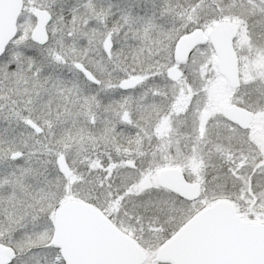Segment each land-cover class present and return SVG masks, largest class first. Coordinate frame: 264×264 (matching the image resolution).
I'll return each mask as SVG.
<instances>
[{"label":"rangeland","instance_id":"rangeland-1","mask_svg":"<svg viewBox=\"0 0 264 264\" xmlns=\"http://www.w3.org/2000/svg\"><path fill=\"white\" fill-rule=\"evenodd\" d=\"M23 1V10L17 21V35L0 58V128L3 129L0 136L4 137L2 141L6 143V147L2 146V148L6 149L4 154L7 157L11 153L20 151L19 146L21 144H18L17 137H31L34 145L35 162L33 170L17 173L14 171V174H12L14 166L11 163H5L6 161L0 158V242L8 244L18 254L12 264H44L47 250L43 249V245L51 238L55 213L65 199V189L80 179L81 190L83 191L82 197H86L85 190L88 189V193L93 190L89 185H92L94 177L90 174L81 177L80 174L74 171L70 179L65 181L55 165V159L65 151L64 147L70 148L72 162L80 160V153L85 150V145L82 146V142H77L81 123L75 115H72L73 110L71 108H67L66 111L61 110L59 97L49 101L54 107H49L50 111L44 113V118H40L41 127L43 128L40 137L30 132L31 130L26 127L24 121L27 120V116H25L23 123L19 124L14 123L13 117L7 112L6 108H10L18 101L21 102L19 103L21 105L23 100L26 101L27 99V97H23L26 95H23L21 91L18 92V95H15L16 91L12 92V90H15V83L18 82L21 85L22 78L27 73L32 76V72H34V81H40L43 73L48 76L45 57L48 54L46 50H53L54 47L58 52V56L68 59V71L73 73V77L64 81H67L69 88H74L77 84L74 68L75 64L80 62L93 64L97 68H102L105 72L114 73L111 81H114L115 88L120 79L119 77L125 70L129 71L130 74L151 70L165 72L172 64V47H161L159 49L156 47L152 51L142 45L138 47L135 42H132L136 40L131 39L130 55L127 61H123L121 52H118V49H114L116 52L109 59L99 55L98 52L96 55L92 53L91 56L80 54L78 45L81 44L78 36L91 35L89 41L94 38L95 42L92 44L94 46H89L88 43L86 45L91 51L92 49L97 51L95 43L101 37H104L108 31L112 29L119 31L129 29L131 34L135 36L132 28H135L141 34L148 30L162 29L167 23V18L162 16L163 13L174 14L178 11L181 14V12H186L188 5L187 0ZM35 9L45 10L51 17L48 23V31L53 36H49L48 42L41 48L31 42V33L35 27L33 17ZM159 38V36L147 38L148 40L151 39L148 43L153 46H155L154 43L160 44L155 42ZM143 41L147 43L146 40ZM123 43L125 45V41ZM121 45L122 43H120ZM88 47L84 49L85 52ZM121 49L123 50V46ZM160 51L162 52L159 54ZM208 54L210 55V61L208 57L198 61L196 60V52L193 53L183 67L185 72H190L189 74L195 76L198 75L197 78L185 77L178 84L172 86L174 87L172 93H178V99L174 103L183 104L182 108L190 106L191 109H193V105H197L198 119L204 115L201 109L204 99L203 88L209 89L208 94H216L217 96L224 90H229L228 83L218 74L217 63L212 52L209 51ZM199 73H214L216 75L211 80H207L200 79ZM160 81L144 80L142 85L139 86L141 91L139 89L134 94L139 95L140 92H143L144 98L148 99L149 96H153L156 88L161 86L170 87V85L165 84L164 80H162V84H160ZM207 81L211 83V89L205 85ZM252 87L255 93L253 104H256L258 113H263L264 77L255 79L252 82ZM243 88L242 85V88L236 93L230 91L228 97H232L236 101L235 94H239L244 90ZM188 91L192 93V100H189L190 98L186 95L189 93ZM194 94L197 97L195 100L193 99ZM164 97L166 96L164 95ZM44 100L46 101V99H43V95L39 94L31 98L30 106L33 105L31 110L35 115L39 116V112L36 111L34 105L38 102L39 104H45ZM164 100L166 102V99ZM216 103L215 108L219 113L216 111L215 113L219 115L218 119H221V110L225 103L219 101H216ZM148 104L154 107L155 101L153 105L150 101ZM114 105L117 106L115 110L118 109L117 113L120 116L124 106L122 98L115 99ZM64 113H66L65 118L70 115V121L63 122ZM186 113L189 115L188 111ZM91 115L92 113L88 112L86 117L89 125H93ZM212 115H214V112H211ZM181 119L184 120L177 122L179 129L188 132L190 128H188V118L185 116ZM69 133L73 137L72 139L69 138L70 141L77 143L74 144L66 138ZM182 135L187 136V134ZM44 139L48 143H43ZM182 141L186 144L181 149L184 152L186 151V154L191 153L194 157V166L192 165L194 171H190L193 174L187 175V178L201 185L202 197L195 202H187L165 192L156 193V176H131L130 185L127 188H125L127 184L124 185L121 182L124 173H116L110 176L113 185H111L109 192L115 200L114 215L116 219L122 221L121 224L125 223L131 228L129 230L138 240V246L146 250L149 259L153 257L155 249L171 233L176 232L191 219L192 215L194 216L196 212L218 200L232 202L238 213L242 214L245 219L264 223V159L260 156L259 162L249 161V166L237 172L235 169H230L231 162L221 156L219 153L221 151L217 152L220 144H210L207 146L208 149H204L205 146L203 147V145L202 148L196 145V149H204V152L198 151V155H196L195 151L192 150L194 147L192 143H187L188 137H185ZM106 145L107 141L105 139L104 142H97L94 146L104 149ZM213 148L217 149L216 152L212 150ZM43 152L50 153L48 157H45L46 160L41 156ZM262 156L264 157V155ZM188 161L190 162V160ZM20 163L22 161H18L15 168ZM46 163H49V166ZM207 165L208 169L203 170ZM222 167L230 171L227 172ZM197 168L201 170L196 171ZM149 181L152 183V188H147L146 184ZM98 192L103 195L104 190H98ZM53 256L47 257V261L52 260ZM147 264L149 263L147 262Z\"/></svg>","mask_w":264,"mask_h":264},{"label":"flooded vegetation","instance_id":"flooded-vegetation-1","mask_svg":"<svg viewBox=\"0 0 264 264\" xmlns=\"http://www.w3.org/2000/svg\"><path fill=\"white\" fill-rule=\"evenodd\" d=\"M187 5L186 12H181V14H179L177 10L174 14L163 13L162 16L167 18V23L162 29L148 30L141 34L139 31L135 30V28H132V32H135V36L131 34L129 29L121 31L112 29L108 31L104 37H101L95 43L97 51L94 49L91 51L87 46H91L95 42L94 38L89 41L91 35L78 36L79 43L81 44L78 45L80 54L91 56L92 53L96 55L98 52L99 55L109 59L112 57L113 53L116 52L114 49H118V52H121L123 61H127L130 55L131 39L136 40L132 42H135V45H138V47L142 45L152 51L156 47H158V49L161 47H172L173 60L168 68L176 67L181 71L182 76L178 81L168 79L166 75V70L168 68L165 72L151 70L134 74H130L129 71L125 70L119 77L120 79L115 88L114 81H111L114 77V73L105 72L102 68H97L93 64L80 62L76 63L75 66L77 64L81 65L92 75L96 82L87 80L84 74L75 67L74 73L77 78V84L75 83L76 86L74 88H69L67 81H64L65 79L67 80L73 77V73L68 71V59L66 60L58 56V52L54 47L53 50H46L48 54L45 56L48 76H45V73H43V77L40 81H34V72H32V76L27 73L26 76L22 78L21 85L16 82L14 85L15 90H12L13 93L16 91L15 95H18V92L21 91L23 95H26L23 96L27 97L26 101L22 99L23 102L21 105L19 104L21 102L18 101L10 108H6L7 112L13 117L14 123H23L24 118H26L25 116H27V120L24 121L26 127L31 130L30 132L40 137L43 133L40 118H44V113L50 111L48 109L49 107H54L49 101L59 97L61 110L66 111L67 108L73 110L72 115H75L81 123L77 142H82V146L83 144L85 145V150L83 153H80V160L72 162L70 148L67 149L64 147L65 151L56 157L55 165L57 166V158L60 156L63 157L68 175L59 172L58 167L57 169L65 181L70 179L74 171L80 174L81 177L90 174L94 177L92 185H89L93 190L89 193L88 189L85 190L86 197H82L83 191L81 190L80 179H78L65 189V199L60 206L67 203L85 204L97 210L110 224L136 243L138 240H136V237L129 230L131 228L125 223L121 224L122 221L116 219L114 215L115 200L111 197L109 192L111 185H113V181L111 182L110 179L111 175L124 173L121 177V182L124 183V185L127 184L125 188L129 187L131 176H156V193L165 192L181 200L195 202L202 197L201 185L199 183L197 184L200 187V195L196 200H188L179 193L164 188L158 183V175L162 171L168 170L177 171L183 181L194 183L187 178V175L193 174L190 171H194L192 167V165L194 166V157L191 153L186 154V151L184 152L181 149L184 147V144H186L182 141L185 137H188L187 143H192V146H194L192 150L193 152L195 151L196 155H198V151L204 152V149H208L207 146L210 144H220L219 146L221 148L219 147L218 150L213 148L212 150L214 152H216V150L217 152L221 151L219 152L221 156H224L225 160L231 162L230 169H235L237 172L249 166V161L251 162L254 160V162H259L260 156L264 159L262 156L264 155V110L263 113H258L256 104H253V96L255 93L252 87V82L255 79L264 77V0H187ZM218 25L222 26L219 30H215ZM48 26V24L45 26L47 36L46 42L39 44L31 39L33 44L40 48L45 46L49 36H53V34L49 33ZM192 34L197 35L196 43L190 49L187 58L183 61H178L176 59V47L178 43L182 38ZM155 36L160 37L158 40H155V42H159L160 44L154 43L155 46H153L148 43L151 39L148 40L147 38ZM143 40H146L147 43ZM227 40H231L232 48L238 62V86L232 88L226 78L218 71V74L228 83L229 90H224L217 96L216 94H208L209 89L203 88L202 92H204V99L201 109L204 115L202 118L198 119L197 105H193V109H191L190 106L185 105L186 107L184 106L185 108H182L183 104L174 103L176 99H178V93H172L174 91L172 90L174 88L172 86L178 84L179 81L185 77L197 78L198 75L195 76L189 74L190 72H185V68L183 67L187 60L192 57L193 53L196 52V60L198 61L204 60V58L207 57L210 61V55L208 53L211 51L216 63H218V57L214 51L213 43L226 42ZM123 41H125V45ZM120 43H122L121 46ZM122 46L123 50L121 49ZM87 47L88 49L85 52L84 49ZM161 52L162 51L158 53L160 54ZM45 57L43 58L45 59ZM199 75L200 79L211 80L216 74L199 73ZM127 78H134L138 84L132 89L121 90L118 84L121 80ZM149 79L161 80L160 84H162V80H164L165 84L170 85V87L161 86L156 88L153 96H149L148 99L144 98L143 92H140L139 95L134 94L136 91H139V86L142 85V82ZM205 85L210 88L211 83L207 81ZM242 85L244 86V90L239 92V94H235L236 101H234L232 97H228L230 91H235L236 93L242 88ZM165 88L167 89L164 91ZM190 92L186 95L190 98L189 100H192V93ZM38 94L43 95V99H46V101H43L46 102L45 104H39L38 102L34 105L36 111L39 112V116L35 115L31 110L33 105L30 106L31 98ZM164 95L166 97H164ZM119 98H122L124 105L120 116L117 113L118 109L115 110L117 106L114 105V100ZM164 99H166V102H164ZM193 99H197L195 94L193 95ZM149 101L152 105L155 101V106L152 107L149 105ZM216 101L225 103L221 110V119H218L219 115L215 113V111L219 113L217 108H215L217 104ZM232 106L250 113V120H247L244 127L240 125L245 123L244 115L238 116L239 119L237 122L231 121L225 117L224 109ZM90 108L92 109L90 110ZM187 111L189 115L186 113ZM88 112L92 113L91 122L93 125H89V122H87L86 117ZM211 112H214V115L211 116ZM124 113H126L125 118L122 120ZM65 114L66 113L63 115V122L70 121V115L65 118ZM185 116L188 118V128L190 127L188 132L184 130V132L181 131L177 124L178 121L184 120L181 118ZM30 123L34 126L32 127L29 125ZM1 133H3L2 128H0V134ZM182 134H187V136L184 137ZM3 138L4 137L0 136V158L1 160H5V163H11L14 166L12 174H14V171L17 173L20 171L27 172L33 170L35 160L33 152L34 145L31 137H17L19 141L18 144H21L19 146L20 151L11 153L8 157L4 154L6 149L2 148V146H4V148L6 147V143L2 141ZM66 138L70 141L73 137L69 133ZM100 139L102 140L98 141ZM105 139L107 145L104 146V149L94 146L97 142H104ZM46 140L44 139L43 143H48ZM70 142L74 144L77 143L75 141ZM64 144L66 145V143ZM196 145L199 148H202V145L205 147L204 149H196ZM49 154L48 152H43L41 156L46 160L45 157H48ZM188 160H190V162ZM18 161H22V163L19 164L20 168H18L19 166L15 168ZM46 164L49 166V163ZM24 167L25 169H23ZM222 168L227 172L230 171L225 167ZM204 169H208V165L205 166L203 170ZM200 170V168H197L196 171ZM197 173L200 174L201 172ZM146 185L148 186L147 188H152L151 181ZM102 189L104 192L103 195H100L98 190ZM239 216L243 220H248L245 219L242 214H239ZM254 222L261 223L259 221ZM68 229L72 228L67 227L66 230ZM174 233H171L170 236L155 249V253L150 259L146 250L143 247L141 248L147 256L145 264H147V262L149 264H158V262H152L158 249L167 242ZM71 234V232L64 233V235ZM52 236L53 232L49 241L43 245V249L47 250V257L54 255L55 259L53 256L54 260L47 261L46 257L44 264H66L61 254V248L51 243ZM64 243L63 245L67 249H71L74 245V243L69 240H65ZM0 245L9 247L14 251V258L10 261V264H12L13 260L18 257V254L14 248L8 244L0 242ZM73 249H75V246ZM56 258L58 259L57 261Z\"/></svg>","mask_w":264,"mask_h":264},{"label":"water","instance_id":"water-1","mask_svg":"<svg viewBox=\"0 0 264 264\" xmlns=\"http://www.w3.org/2000/svg\"><path fill=\"white\" fill-rule=\"evenodd\" d=\"M22 6L23 0H0V56L17 34V20ZM33 17L35 28L31 39L43 44L47 40L45 26L50 21V14L35 9ZM221 26L218 25L215 30ZM196 37V34H192L180 40L176 47L178 61L187 58L197 41ZM213 45L218 57V71L232 88L237 87L238 62L231 40ZM76 68L87 80L96 82L81 65L77 64ZM166 75L168 79L178 81L182 73L178 68L170 67ZM137 84L134 78H127L121 80L118 87L127 90ZM224 115L234 122L238 121V116L244 115L245 123L240 124L242 127L251 116L235 106L226 107ZM57 167L61 173L68 175L61 156L57 158ZM158 183L188 200L197 199L200 194L199 185L183 181L177 171H162L158 175ZM67 227L72 229L66 230ZM65 232L72 234L64 235ZM65 240L74 243L71 249L64 247ZM51 243L61 248L66 264H143L146 261L145 253L133 240L110 224L97 210L82 203H67L56 211ZM13 257L11 248L0 245V264H9ZM154 261L170 264H264V224L242 220L232 203L219 200L182 226L158 249Z\"/></svg>","mask_w":264,"mask_h":264}]
</instances>
